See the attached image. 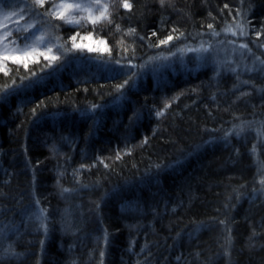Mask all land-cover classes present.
Instances as JSON below:
<instances>
[{
    "label": "trees",
    "instance_id": "obj_1",
    "mask_svg": "<svg viewBox=\"0 0 264 264\" xmlns=\"http://www.w3.org/2000/svg\"><path fill=\"white\" fill-rule=\"evenodd\" d=\"M104 2L111 24L35 8L61 55L0 72V264H264V0ZM237 22L244 64L150 65Z\"/></svg>",
    "mask_w": 264,
    "mask_h": 264
},
{
    "label": "rangeland",
    "instance_id": "obj_2",
    "mask_svg": "<svg viewBox=\"0 0 264 264\" xmlns=\"http://www.w3.org/2000/svg\"><path fill=\"white\" fill-rule=\"evenodd\" d=\"M48 1V0H46ZM59 0H55L54 3H58ZM27 3L32 6L34 3V0H27ZM20 5V8L24 7V4L21 3V0H0V9H2V12H0V52H3V55H0V60H3L4 56L9 57V59L4 60V63H8L9 61H12V58H19L23 60L24 62L29 59H34L39 56H45L48 57L49 60H51V57L56 56L59 57L61 55V52L58 51L57 46L53 43V41L50 39L49 31L46 29V26L40 25L38 21L37 13L39 9V6H32L30 8V12L25 13V16L23 19H20L18 16H8L5 18V13H11L13 10L19 11L20 9L17 8V5ZM6 5V6H5ZM47 10V9H46ZM88 16L87 12L82 13H76V16L79 18L82 16ZM51 20L55 23H58L55 16L50 15ZM94 16H96V13H94ZM60 22L62 20H59ZM63 22V21H62ZM27 23H31L34 25V28L30 29L28 32L23 31V28L26 26ZM64 23V22H63ZM20 28L21 31L17 32L15 29ZM237 33H239V29H235ZM11 32V35H8L6 38H4L5 32ZM26 34V35H25ZM17 35V36H16ZM24 35V36H23ZM43 35L45 37L44 43L38 45L34 49H30L26 53H21L18 51H13L14 48L19 46L20 48L24 47L25 43L32 44L34 42L35 37H39ZM224 38L211 41V42H201L195 46L186 47L182 49L183 51H178L175 54L168 55L165 57H161L155 60H152L150 62V65H163L168 64V62L172 61L173 57H179L180 59L184 58L186 55H190V57H195V59H206L205 61L214 63L220 67L223 68V66L231 65L236 66L237 62L238 64H244V59L248 57L250 54L247 50L239 48V45L243 43L241 41V36L237 34L236 36L231 35V33H225L223 34ZM24 37H30L28 40H21V38ZM11 41H15L16 43L13 44ZM230 41H234V43H230ZM79 45L80 47L74 48L73 44ZM7 45V51L4 52V45ZM201 44L204 45V47L210 46L209 52H196V51H188V49H196L201 46ZM72 49L82 52L83 50H88L89 48L92 49H100V45L98 43H95L94 40L85 38V39H77L72 42L71 45ZM51 49V51H49ZM255 60V57H251V61ZM53 61V60H51ZM247 65V64H246Z\"/></svg>",
    "mask_w": 264,
    "mask_h": 264
},
{
    "label": "snow or ice",
    "instance_id": "obj_3",
    "mask_svg": "<svg viewBox=\"0 0 264 264\" xmlns=\"http://www.w3.org/2000/svg\"><path fill=\"white\" fill-rule=\"evenodd\" d=\"M46 0H34V3L32 6H39V7H43L45 4ZM161 7H163L166 3V0H159ZM21 3L24 4L23 8H20V5H17V8H19L20 10L17 12L15 10H13L11 13H5V18H7L8 16H18L20 19H23L25 16V13L30 12V8L32 6H30L27 3V0H21ZM49 3V8L46 10L45 14H50L55 16L57 19L62 20L64 23L66 24H70V25H80L81 24V19L78 18L76 16V13H82V12H87L88 13V19L90 20V22L95 25L100 23L101 21H107L109 24L112 23V20L110 19L111 17V13L109 11V9L111 7H114V4H109V3H105L104 0H59L58 3H53L52 0H48ZM6 6V5H5ZM121 6L123 8L126 9H131L132 5L131 3H129V0H122ZM0 12H2V9H0ZM94 13H99L98 16H94ZM238 15H240L238 13ZM57 27H59V25H57ZM34 28V25L31 23H27L26 26L23 28V31L28 32L30 29ZM209 29H213V25L209 24L208 25ZM235 29H239V33H237V31L234 30ZM117 30L119 31V25H117ZM15 31L19 32L21 31V29L18 27L17 29H15ZM177 30L173 29V32L170 33L168 35V37L166 39H162L159 41V44L161 45H167L169 43V41L172 40H178L181 38V36H183V33H179V35H173V33H175ZM223 32L225 33H231V35L236 36L237 34H239V36L243 37L247 35V31L245 29V25L241 24L239 22H237L234 26L229 24L227 25L224 29H222ZM126 35H135V29H129L128 32L125 33ZM213 36H218L220 35V33L215 32V30H213L212 32ZM8 35H11V32H5L4 34V38H6ZM153 35H156L155 32H153ZM259 35V34H257ZM30 37H24L25 40H28ZM73 41L76 39L75 37H72ZM141 39H143V37H141ZM45 40V37L43 35L39 36V37H35L34 38V42L32 44H28L25 43L23 48H20L19 46H17L16 48L13 49V51H18L21 53H26L28 52L30 49H34L35 47H37L40 44H43ZM11 43L15 44V41H11ZM230 43H234V41H230ZM57 47H63V45H57ZM74 48H78L80 47L79 45H76L75 43L73 44ZM239 48L241 49H245L248 52H251V49L248 48V45L245 43H241L239 45ZM7 49V45H4V49L3 51L6 52ZM96 49H92L89 48L88 51H94ZM49 51H51V49H49ZM65 51H69L68 49H65ZM180 51H183L182 49ZM188 51H196V52H209L210 51V46L209 47H204L203 44H201V46L199 48L196 49H188ZM0 55H3V52H0ZM9 59V57L4 56L3 60H0V72H3L4 75H8V73L10 71H13L12 69L8 68L7 64L4 63V60ZM45 59H48L47 56H45ZM58 57L53 56L51 57V60L55 61L57 60ZM259 59V58H257ZM12 62L13 63H18V64H23V66L25 68L28 67L27 63H24L23 60L19 59V58H12ZM38 62V61H37ZM118 63V61H117ZM260 64L264 65V60H260ZM256 69L254 68H249L247 69V71H254ZM261 71H264V68L260 69ZM18 71V69H17ZM229 71H233L235 72L236 69L232 68L229 69ZM33 75H35V73H33ZM13 84H15V80L13 79L12 81ZM125 83H127V81H125ZM242 83H248V81H243ZM9 87H11V85H5V87L3 89H0V92H4L6 91ZM124 85H118L117 86V90H119L120 88H123ZM243 94H247V93H243ZM169 106L168 103H165V108H167ZM163 113V109L157 112V116H162ZM242 131V129H241ZM237 135H239V132H236ZM260 136H264V131H261L258 133ZM227 135H229V133H226V137ZM146 142V141H145ZM253 153H255L256 151V145H253L252 148ZM119 158V157H117ZM103 162V161H101ZM262 167H264V165H262ZM260 184L262 185L261 191H264V177H262L260 179ZM64 192H68L70 191L69 189H64ZM43 211V210H42ZM221 224H224V221L220 222ZM41 227H43L45 229V231L47 230L46 225L44 224L43 220H41ZM229 233L231 232V229L228 230ZM256 233L253 231V236ZM228 243H231V236L229 235L228 237ZM9 254L10 255H15L14 252H11V250L9 249ZM101 255H103V253H101Z\"/></svg>",
    "mask_w": 264,
    "mask_h": 264
}]
</instances>
